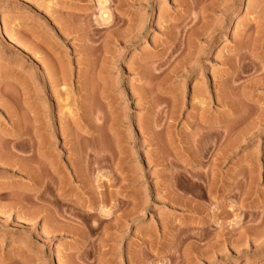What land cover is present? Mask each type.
Wrapping results in <instances>:
<instances>
[{"label": "rangeland", "instance_id": "374dc122", "mask_svg": "<svg viewBox=\"0 0 264 264\" xmlns=\"http://www.w3.org/2000/svg\"><path fill=\"white\" fill-rule=\"evenodd\" d=\"M0 264H264V0H0Z\"/></svg>", "mask_w": 264, "mask_h": 264}, {"label": "bare ground", "instance_id": "6f19581e", "mask_svg": "<svg viewBox=\"0 0 264 264\" xmlns=\"http://www.w3.org/2000/svg\"><path fill=\"white\" fill-rule=\"evenodd\" d=\"M60 61V60H59ZM59 69H61L60 68V66H59ZM65 70V69H64ZM61 73V75H62V77H64V79H66V74H65V72L63 71V69H61V71H60ZM65 75V76H64ZM49 124H52L50 121H49ZM56 130V128L53 126V131H55ZM39 146V145H38ZM42 149V148H41ZM50 162V161H49ZM51 167H50V169L51 170H54V168H52L53 166H54V164H52L51 162H50V164H49ZM41 182V181H40ZM43 182V181H42ZM45 184V183H44ZM38 199V198H37ZM12 209V208H11ZM3 211H6V209L5 208H3L2 209ZM14 210V209H13ZM2 211V212H3ZM1 212V213H2ZM41 211H39V210H33V211H30V212H27V213H24V216L28 219V218H35V217H37L38 216V214L40 213ZM52 213H53V211H52ZM11 214V213H10ZM9 214V215H10ZM23 216V215H22ZM17 217V216H16ZM19 218H21V216L19 215L18 216ZM18 218V219H19ZM56 218H55V214L53 215V218H52V220H54V221H56L55 220ZM22 223V222H21ZM24 223V222H23ZM21 224V225H19L20 227H18V229L17 230H15L16 232H29L28 230H30L31 229V226H30V229H29V226L28 225H26L25 223L24 224ZM54 230H56V227H55V225H53V229L51 230V231H54ZM16 259L18 260V261H24V259H23V257H21V256H17L16 257ZM25 263V262H24Z\"/></svg>", "mask_w": 264, "mask_h": 264}]
</instances>
